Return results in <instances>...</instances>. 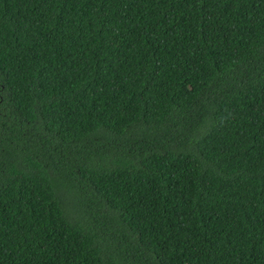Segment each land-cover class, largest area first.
I'll list each match as a JSON object with an SVG mask.
<instances>
[{"label": "trees", "instance_id": "trees-1", "mask_svg": "<svg viewBox=\"0 0 264 264\" xmlns=\"http://www.w3.org/2000/svg\"><path fill=\"white\" fill-rule=\"evenodd\" d=\"M0 264H264V0H0Z\"/></svg>", "mask_w": 264, "mask_h": 264}]
</instances>
